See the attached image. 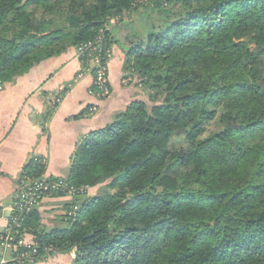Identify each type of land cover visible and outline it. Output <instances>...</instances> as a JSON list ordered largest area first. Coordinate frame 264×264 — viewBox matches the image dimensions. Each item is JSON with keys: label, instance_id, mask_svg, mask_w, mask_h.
Returning a JSON list of instances; mask_svg holds the SVG:
<instances>
[{"label": "trees", "instance_id": "trees-1", "mask_svg": "<svg viewBox=\"0 0 264 264\" xmlns=\"http://www.w3.org/2000/svg\"><path fill=\"white\" fill-rule=\"evenodd\" d=\"M118 16L105 44L133 25L123 74L144 95L76 149L61 178L101 187L75 222L26 221L36 261L264 264V0H0V88Z\"/></svg>", "mask_w": 264, "mask_h": 264}, {"label": "crops", "instance_id": "crops-1", "mask_svg": "<svg viewBox=\"0 0 264 264\" xmlns=\"http://www.w3.org/2000/svg\"><path fill=\"white\" fill-rule=\"evenodd\" d=\"M122 29L116 40L123 47L113 46L115 56L109 66L112 94L106 99L93 92V75L73 52L44 61L14 83L0 88V235L6 228L21 181L29 178L23 175L30 162L40 161L45 177H66L82 141L108 126L136 100L137 93L124 81L126 44L119 38ZM56 97L61 102L52 108L50 103ZM72 203L67 198L49 196L36 214L51 231ZM26 234L33 239L29 229ZM74 257L56 254L37 264H72Z\"/></svg>", "mask_w": 264, "mask_h": 264}, {"label": "built area", "instance_id": "built-area-1", "mask_svg": "<svg viewBox=\"0 0 264 264\" xmlns=\"http://www.w3.org/2000/svg\"><path fill=\"white\" fill-rule=\"evenodd\" d=\"M121 21L122 17L120 16L110 19L97 38L83 43L77 48L78 59L82 65H87L88 70L94 74V86L102 98L110 95L108 66L113 58L112 49L105 44L104 32L109 30L110 26L120 25ZM60 102V97L52 98L50 105L56 106ZM52 193L82 196L87 194V188L78 189L65 178L57 180L46 177L24 178L15 194L10 215L6 219V228L0 235V264H25L35 260L39 252L38 244L37 242L31 243L24 238L25 224ZM78 211V206L73 207L72 211L68 213L65 223L71 226L75 222Z\"/></svg>", "mask_w": 264, "mask_h": 264}, {"label": "rangeland", "instance_id": "rangeland-1", "mask_svg": "<svg viewBox=\"0 0 264 264\" xmlns=\"http://www.w3.org/2000/svg\"><path fill=\"white\" fill-rule=\"evenodd\" d=\"M129 13V12H128ZM132 32H133V25L132 26H130L129 28H123L122 29V31L120 32V34H119V38L121 39V41H123L125 44H126V47H128V46H130L131 45V43H132ZM79 47V46H78ZM78 47H76V48H70V49H68V51L65 53V54H67V53H70V52H73V53H75L76 54V56H77V58H78V55H77V48ZM112 52H113V58H114V56H115V54H114V50H113V48H112ZM113 58L110 60V62L113 60ZM110 62H109V66H110ZM108 66V67H109ZM88 69V68H87ZM92 75H93V78H94V74L93 73H91ZM108 78H109V85H110V77H109V74H108ZM124 81H125V85L126 86H128L129 88H130V90L132 91V92H136L137 93V97H136V100L137 99H141L142 97H143V92H142V86L140 85V81H139V79H137V78H125L124 79ZM132 87V88H131ZM93 92L97 95V96H99L100 98H102L101 96H100V94H99V92L97 91V89L95 88V86H94V83H93ZM111 94H112V90H111V86H110V95L108 96V97H110L111 96ZM108 97H106V98H108ZM106 98H102V99H106ZM135 100V99H134ZM45 176H43L42 178H44ZM46 178H49V177H46ZM100 187L101 186H99V187H95V188H90L89 186H82V187H80V188H78V189H85V188H87V194L86 195H82V196H79V195H63V194H61V196H58V197H63V198H67V199H70L73 203V205H74V207L75 206H78L79 208H80V206H79V203H81V202H84L85 200H87V198H89V197H92V196H96L98 193H99V189H100ZM55 196V195H54ZM38 210V209H37ZM67 215V213L65 212V214L61 217V218H63V217H65ZM69 224H67V223H62L61 224V221L59 220V222H58V224L55 226V228H62L63 226H68ZM70 226V225H69ZM23 236H24V238L27 240V241H29V242H31V243H35L36 241L34 240V238L33 239H28V237H27V234H26V229H25V231H24V234H23ZM38 244V243H37ZM56 254H59V253H55V254H53V255H56ZM71 254H73L74 255V253H71ZM53 255H51V256H48L47 258H45V259H41V261L40 262H47L48 260H50V258L53 256ZM63 255H66V254H63ZM39 257V252H38V255H36V258H35V260L33 261V262H30V263H25V264H37V263H40V262H37L36 261V259ZM40 258V257H39Z\"/></svg>", "mask_w": 264, "mask_h": 264}, {"label": "water", "instance_id": "water-1", "mask_svg": "<svg viewBox=\"0 0 264 264\" xmlns=\"http://www.w3.org/2000/svg\"><path fill=\"white\" fill-rule=\"evenodd\" d=\"M241 41H244V42H245V41H247V39H246V38H244V39H242ZM252 47H253V46H252Z\"/></svg>", "mask_w": 264, "mask_h": 264}]
</instances>
